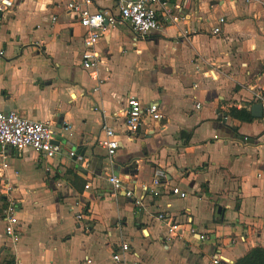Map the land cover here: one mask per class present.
Returning <instances> with one entry per match:
<instances>
[{
  "label": "crops",
  "instance_id": "0c3cea01",
  "mask_svg": "<svg viewBox=\"0 0 264 264\" xmlns=\"http://www.w3.org/2000/svg\"><path fill=\"white\" fill-rule=\"evenodd\" d=\"M161 1V29L141 40L117 25L98 43L93 72L81 66L85 30L69 0H14L2 16L0 112L48 124L61 150L53 159L2 150L21 237L10 248L0 222V264H114L121 243L129 246L123 264H212L214 255L236 264L264 249V117L251 116L264 97V0ZM89 9L119 19L116 0ZM129 96L158 104L164 116L146 119L132 140L119 117ZM103 125L120 144L112 159L98 144ZM77 149L83 162L67 156ZM155 169L187 198L166 190L139 207L112 197L109 175L138 193ZM159 214L183 225L178 238Z\"/></svg>",
  "mask_w": 264,
  "mask_h": 264
},
{
  "label": "built area",
  "instance_id": "2783aa9c",
  "mask_svg": "<svg viewBox=\"0 0 264 264\" xmlns=\"http://www.w3.org/2000/svg\"><path fill=\"white\" fill-rule=\"evenodd\" d=\"M119 12V19L105 12H92L89 9L93 0H69L66 4L67 12L72 15L80 26L85 30L83 38V52L81 55V66L86 71H95L100 63V56L96 48L104 34L117 25L127 24L135 38L145 39L154 32L161 29L158 21V11L163 9L165 4L161 0H116ZM234 2L237 0H233ZM245 5L261 3V0H240ZM14 7V0H0V24L2 16ZM180 10V7L177 6ZM165 13L169 14L167 11ZM225 19H219L217 26L212 29V36H219L222 33ZM3 55V52H0ZM208 78L211 75L207 74ZM259 103L262 106V116L264 117V97ZM199 108V105H196ZM97 110V109H96ZM129 140L133 139L143 126L146 119L152 122H161L164 119L163 113L156 103L143 104L138 98L129 96L126 100L125 108L119 113ZM226 117H224V120ZM65 127L64 131H68ZM57 133L46 123L28 120L16 112H0V145L2 149L12 148L17 153L25 150H31L35 154L43 156L46 159H53L61 150L59 144H55ZM101 138L99 146L106 152L109 159L115 157L119 149V141L116 138V132L112 127L103 125L101 128ZM247 141V138H243ZM4 152L0 153V222L4 224V234L8 240L9 247H15L20 240V229L18 220L17 202L13 197L14 187L6 176L10 166L5 161ZM69 158H75L83 162L85 159L81 155H75V152L68 151ZM18 173H13L12 178L18 179ZM107 184L111 188L112 197L123 194L130 199L134 206L142 207L146 195L158 197L162 191L168 190L171 195L178 199H186L187 193L173 186L169 175L163 169H155L150 185H143L140 191L136 193L131 187H127V179L117 174H111L106 178ZM89 189V185L84 187ZM78 219L81 216H77ZM157 220L165 223L167 226V235L169 238H178L183 225L174 223L165 214H159ZM193 232V231H191ZM199 239L204 241L208 239L206 235H200ZM244 239H242L243 241ZM235 240H231L235 244ZM129 252V246L121 243L119 252L112 255L114 264H123V255ZM212 264H230L229 261L223 262L219 255L212 257ZM9 264H19L10 262Z\"/></svg>",
  "mask_w": 264,
  "mask_h": 264
},
{
  "label": "trees",
  "instance_id": "16d2710c",
  "mask_svg": "<svg viewBox=\"0 0 264 264\" xmlns=\"http://www.w3.org/2000/svg\"><path fill=\"white\" fill-rule=\"evenodd\" d=\"M230 114L235 119H239L240 121H251L252 120L249 113L245 111L231 110ZM236 264H264V249L262 248L252 249L251 251H249V253L246 256L238 260Z\"/></svg>",
  "mask_w": 264,
  "mask_h": 264
},
{
  "label": "water",
  "instance_id": "95a60500",
  "mask_svg": "<svg viewBox=\"0 0 264 264\" xmlns=\"http://www.w3.org/2000/svg\"><path fill=\"white\" fill-rule=\"evenodd\" d=\"M126 1H136V0H126ZM251 116H252V118H254V119H261L262 118V106H261V104L260 103H258V104H254L253 106H252V108H251ZM2 146L0 145V153L2 152ZM75 155L77 156V155H81V156H83L84 155V151H80L79 149H77L76 151H75ZM126 174L128 173V172H125ZM218 212H219V210H218Z\"/></svg>",
  "mask_w": 264,
  "mask_h": 264
}]
</instances>
